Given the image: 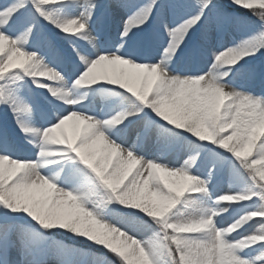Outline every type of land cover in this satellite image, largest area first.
Instances as JSON below:
<instances>
[{
  "label": "snow or ice",
  "instance_id": "1",
  "mask_svg": "<svg viewBox=\"0 0 264 264\" xmlns=\"http://www.w3.org/2000/svg\"><path fill=\"white\" fill-rule=\"evenodd\" d=\"M0 264H264V0H0Z\"/></svg>",
  "mask_w": 264,
  "mask_h": 264
},
{
  "label": "trees",
  "instance_id": "2",
  "mask_svg": "<svg viewBox=\"0 0 264 264\" xmlns=\"http://www.w3.org/2000/svg\"><path fill=\"white\" fill-rule=\"evenodd\" d=\"M62 237L66 238V235H64V236H62ZM77 243L80 244V245H82V246H87V247H89V245H88L87 243H80V242H78V241H77ZM91 248L96 249L95 247H91Z\"/></svg>",
  "mask_w": 264,
  "mask_h": 264
},
{
  "label": "bare ground",
  "instance_id": "3",
  "mask_svg": "<svg viewBox=\"0 0 264 264\" xmlns=\"http://www.w3.org/2000/svg\"><path fill=\"white\" fill-rule=\"evenodd\" d=\"M69 131H70V129H69Z\"/></svg>",
  "mask_w": 264,
  "mask_h": 264
}]
</instances>
